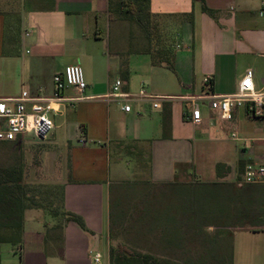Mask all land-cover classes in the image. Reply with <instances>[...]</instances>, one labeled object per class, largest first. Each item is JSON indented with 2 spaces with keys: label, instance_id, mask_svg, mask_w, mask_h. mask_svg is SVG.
<instances>
[{
  "label": "crops",
  "instance_id": "crops-1",
  "mask_svg": "<svg viewBox=\"0 0 264 264\" xmlns=\"http://www.w3.org/2000/svg\"><path fill=\"white\" fill-rule=\"evenodd\" d=\"M205 3L212 14L204 13L201 3L193 0H151L149 26L157 38L154 41L129 17L111 20L109 0H0V97H18L23 90L52 96L54 77L75 64L86 72L87 83L82 93L68 88L60 112L53 113L63 119L57 128L63 126L69 132L75 127L78 132L67 139L66 146L54 145L63 153L60 213L27 210L22 242L2 245L1 264H94L97 253L101 264H110L113 199L121 198L126 185L140 180L171 186L196 178L191 185L196 182L200 188L231 177L236 168L238 175L239 163L222 161L214 164L212 177H203L192 144L202 126L223 120L204 102L208 108L200 107L202 123L193 122L194 102L188 98L235 93L248 69L254 71L257 88L264 90V0ZM195 26L201 29L208 74L201 87L194 69L199 49ZM158 50H164L159 56L162 64L155 65ZM173 50L171 69L164 62ZM173 73L180 85L176 93ZM206 78L211 79L209 85H205ZM118 80L124 93L138 95L145 90L166 99H161V108L149 101H133L131 111L125 112L123 105L105 99ZM182 99L186 106L177 104ZM70 105H76V111ZM241 108L246 112L244 107L235 108L232 120ZM263 139L254 158L264 152ZM51 152L45 155L52 158ZM243 155L239 161L250 160ZM219 164L226 169L223 178H219ZM140 202L143 206L144 200ZM188 254L179 263H209L208 257L197 261Z\"/></svg>",
  "mask_w": 264,
  "mask_h": 264
},
{
  "label": "rangeland",
  "instance_id": "rangeland-1",
  "mask_svg": "<svg viewBox=\"0 0 264 264\" xmlns=\"http://www.w3.org/2000/svg\"><path fill=\"white\" fill-rule=\"evenodd\" d=\"M195 29L199 49L196 48L195 51L194 69L197 85L201 87L208 74L205 72L202 58L201 29L199 26H195ZM153 40L157 41L155 35ZM111 49H115L114 43ZM82 70L85 72L83 68ZM84 74L86 75V72ZM179 86V80L173 73V93H176L174 91ZM176 102L183 106L188 104L186 100ZM200 107L205 110L208 104H200ZM70 108L76 111V105H70ZM50 117L54 128L46 141H39L32 135H26L24 142L19 146L17 142H0V166H12L23 159L27 183L40 186L44 198H48L54 190L57 192L55 188L58 186L63 168L61 165L63 153L54 145L66 146L67 139L78 135L75 127L69 132L63 126L57 128L62 118H55L53 114ZM233 134H236L239 140H234ZM263 137L264 120L247 116L241 108L234 120L218 121L217 124L206 128L202 126L191 150L203 177L210 178L216 162L230 161L238 164L242 153L245 159H253L263 146L259 141ZM50 149L52 158L45 155ZM64 160L67 162L66 157ZM65 166L68 164L65 163ZM235 170L231 177L225 176L221 182L236 186L237 168ZM195 180L196 178L181 179L171 186L150 184L140 180L133 182L135 184L140 182L138 186L126 185L120 194L121 198L113 199V244L115 246L124 244L139 253H150L169 260L172 264L183 262L186 253L197 261L200 260V256L208 257L207 264H264L262 229L264 222L257 225L247 224L244 227L232 224L220 226L223 218L220 219L218 212L214 211L218 208L217 203L213 202L212 198L209 200V196L204 201L200 191L207 193L204 190L206 183L197 188L196 182L195 186L191 185L194 183L191 181ZM115 193L116 187H113V194ZM140 200H144L143 206ZM55 201L58 202L59 198ZM184 207H187L188 211ZM195 225L200 226L198 231H194ZM220 260L223 263H220Z\"/></svg>",
  "mask_w": 264,
  "mask_h": 264
},
{
  "label": "trees",
  "instance_id": "trees-1",
  "mask_svg": "<svg viewBox=\"0 0 264 264\" xmlns=\"http://www.w3.org/2000/svg\"><path fill=\"white\" fill-rule=\"evenodd\" d=\"M150 1L109 0L110 19L129 17L141 25L142 28H145L148 37L152 39L153 32L149 26L152 15ZM193 2L201 3L202 11L212 14V11L206 6L205 0H193ZM163 52L164 50L154 52L153 62L155 65L162 64V62H159V56ZM173 62L174 50L172 55L170 51V57L164 63L169 68L174 69ZM245 165V160L239 162L236 186L217 181L206 184L204 190L207 193L199 190L204 201L209 196V200L212 198L213 202L217 203L218 208H215L214 211L218 212L220 219L223 218V221L220 222L222 227H225L224 224L244 227L247 224L257 225L264 222V186L260 184L239 185ZM225 170V166L217 165L219 178H223ZM239 186L240 188H238ZM55 189L57 192L54 190L53 194L48 198H44L40 186H32L27 183L26 166L23 159L12 166H0V264L2 245H18L22 242L25 212L27 210L41 209L51 215H59L61 207L59 201L57 202L55 199H62V188L57 186ZM54 193L58 196H55ZM184 208L188 211L187 207ZM71 218L83 225L79 217L71 215ZM199 227L195 225L194 231H198ZM215 257L216 255L213 259ZM220 261V263H223L222 260ZM110 264H172V262L150 253H139L120 243L110 249Z\"/></svg>",
  "mask_w": 264,
  "mask_h": 264
},
{
  "label": "built area",
  "instance_id": "built-area-1",
  "mask_svg": "<svg viewBox=\"0 0 264 264\" xmlns=\"http://www.w3.org/2000/svg\"><path fill=\"white\" fill-rule=\"evenodd\" d=\"M264 16V12L261 13ZM26 36H29L27 33ZM210 78L205 79L209 85ZM54 90L52 96H34L28 90H23L20 96L13 98L0 97V142H17L22 144L26 135H32L34 139L46 141L53 131L54 123L51 119L53 113H59L64 102L63 93L68 88H74L83 92L87 88L84 72L80 65H69L62 73L54 77ZM122 81L118 80L113 91L105 96L109 102H117L125 112L131 111L130 102L149 101L154 108H161V98L148 94L141 90L138 95L124 93L121 90ZM193 100L191 120L197 124L202 123L200 104L209 102L212 110L220 113L224 121L233 119L234 109L244 107L247 116L264 120V90L257 88L254 80V71L248 69L239 83L235 93L227 95H201L190 97ZM234 140H239L236 134ZM82 143L83 141L80 140ZM264 143V139H263ZM240 184L257 185L264 184V152L258 158L245 160ZM102 256L94 255V264H101Z\"/></svg>",
  "mask_w": 264,
  "mask_h": 264
}]
</instances>
